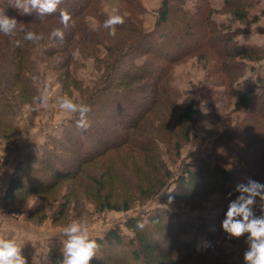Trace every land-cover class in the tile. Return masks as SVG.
<instances>
[{"label": "rangeland", "instance_id": "374dc122", "mask_svg": "<svg viewBox=\"0 0 264 264\" xmlns=\"http://www.w3.org/2000/svg\"><path fill=\"white\" fill-rule=\"evenodd\" d=\"M161 1L83 0L79 3L86 5L76 19L84 21L89 29L96 32L102 22L95 16L97 12L103 11L107 15L116 12L127 16L133 26L131 28L130 25L124 33L118 31L119 44L115 49L119 51L128 48L139 32L146 33L153 29ZM194 1L185 0V6L192 9ZM253 1L230 0L231 3L240 4ZM209 2L213 8L211 18L217 24H224L227 30H238L235 36L237 41L264 47V15H260L256 22L241 23L233 19L229 8L222 7L223 0ZM260 7H264V0L255 6ZM82 13L86 14L80 16ZM76 19L70 22L71 26L76 24ZM49 28L63 29V25L59 18H54ZM167 28L166 25L165 29H161L158 37L164 41L162 44L166 48L176 53L182 48L181 44H166L171 34ZM166 30L167 33H164ZM64 32L63 40L52 38L49 34L45 42L35 43L26 49L28 64L23 66L18 81L9 88L6 98L0 103V237L16 239L22 246L27 264H48L49 245L57 246L62 252L64 237L61 230L72 219L85 221L93 238L101 237L110 228H118L123 234L129 235L130 231L124 225L129 217L140 216L145 221L147 214L163 210L191 224L187 231L180 233V241L191 240L196 232H202L196 238L199 246L206 243V235H211L215 243L211 251L202 257L186 256L180 259L168 254L165 264H244L243 252L248 247L245 236L228 238L221 228L228 202L235 195L225 192L229 185H221L219 180L215 187L211 179L215 181L216 177L206 178L200 168H190L196 177L192 183L186 176L188 183H167L148 200L129 197L130 206L126 211L100 209L99 204L100 195L106 193L112 199L120 198L123 201L121 199L125 195L122 194L126 190L118 177L125 178L126 182L138 179L137 165L142 161L149 168V160L144 158L143 150H147L149 156L158 154L159 171L155 176L161 178L162 184L170 178L178 179L185 175L188 163H213L215 160L225 163L226 170L235 177V182L229 183L232 186L246 183L249 178L264 183V144L259 142L260 138L255 134L256 127L264 124V117L246 116L241 104L228 94L230 86L227 84L236 79L221 80L219 63L222 61L215 54L222 49L219 42L221 38L212 40L211 49L177 54L173 58L168 57L172 51L167 56H160L142 50L145 49V43L139 41L134 49L137 50L134 52L135 61L138 64L149 62L164 67V81H167L155 86L152 80L140 73L142 70L133 68L129 59L117 61L115 55L102 51L103 46L98 47L100 51H97L82 41L76 43V38H80L77 32L66 41L69 33ZM103 35L106 36L104 32ZM122 35L125 38L120 37ZM101 44L106 45L107 41L101 39ZM52 47L57 51L52 50ZM166 48L164 50H168ZM123 50L119 55L128 52L127 49ZM225 60L229 62V72L241 74L242 70L239 87L246 77H264V58L242 61L241 67L238 65L240 60ZM144 70H149V66L145 64ZM131 72L136 78L127 80L126 74ZM5 79L6 83L14 76H6ZM110 79L115 81L112 87L108 86ZM45 88L50 96V104L58 97L68 96L76 102H86L91 106L89 114L94 112L100 116L99 120L103 122L100 130L98 120L91 121L94 126L90 125L95 131H100L97 135L92 132L90 137V143L95 147L102 146L100 140L106 131L108 137L112 136L109 130L115 134L119 131L118 122L124 117L111 108L109 100H112V92H126L136 96L137 100L139 98L146 104L150 103L136 129L129 131L134 141L138 142V138L142 144L130 143L126 139L122 145L106 150L104 155L80 163L75 154L78 147L84 144L79 140L83 138L82 131L78 132L77 138V127L65 128L78 119V115L66 113L58 106L38 107L34 98ZM192 100L196 103L198 113L193 115L188 124L178 121L169 109L170 105L173 102L184 105ZM91 119L89 116L87 120ZM186 129L187 138L183 135ZM50 142H55L50 154H56L58 161L46 162L41 158L42 152L51 148ZM126 149L139 152L137 162L131 155L122 154ZM54 163L58 164L57 168L73 173L72 176L52 180ZM15 175L20 178L15 191L16 202L5 207V190L10 178ZM47 178L51 180L50 186H46L43 181ZM256 214L259 215V212ZM151 237L163 247L170 242L168 236H163V239L155 235ZM179 246L173 245V252H182ZM131 249L132 246L126 240L118 244H103L90 264H139V260L130 257Z\"/></svg>", "mask_w": 264, "mask_h": 264}, {"label": "trees", "instance_id": "16d2710c", "mask_svg": "<svg viewBox=\"0 0 264 264\" xmlns=\"http://www.w3.org/2000/svg\"><path fill=\"white\" fill-rule=\"evenodd\" d=\"M81 1L83 2V0H62L61 4L58 6L56 13L45 16L43 19H41L36 15L35 12L30 15L21 14L19 10L10 5L11 0H0V9L5 10L8 16L15 17L19 22V27H23L25 30H32L38 34H43L42 40L38 42H32L25 40L23 38L24 32L21 31H17L16 34L12 36H5L3 33H0V103L3 102V100L6 98L5 94L9 90V88L18 81V78L23 70V66H26L28 64L26 56L28 52L26 51V49H29V47H31L35 43L45 42V40L49 37V32H51L53 29L49 28L51 20L54 18L60 19V10H65L70 13L71 21H74L76 19V16L78 17L82 8L84 9L86 5L84 3H79ZM259 2L260 0H254L253 2L240 4L238 2L231 3L230 0H223L222 7L229 8V13H231L233 19L241 23H249L258 21L259 16L264 15V7H260V9L255 8V6L258 5ZM157 10L158 12L156 16V22L153 29L146 33L144 31L139 32V35L131 43V45L128 48H123L127 49L128 52H125L124 54H122V56L119 54H121L124 50L121 49L123 51H117L115 49L119 44V36H117L119 34L117 33L118 31H123V33L124 31H128L131 25L130 22H132V20L120 13L119 14L124 17V23L122 25L116 26L115 36H110L108 34L109 30L102 27L103 22L105 19H107L108 15L105 12L100 11L95 14V16L98 19L100 18V20L102 21L98 31H92L84 21L80 22L77 18L76 24H73V26L69 25V27L64 30L69 33V36L66 37L65 40L67 41L73 38L74 33L77 32V36L80 38H76V43L82 41L86 44H89L97 51H100L98 47L103 46L102 51H106V53L108 54L115 55L117 61H120L121 59L122 61L123 59L124 61H127L129 59L130 64L134 69L142 70V72L140 73H143L146 77L152 80L153 83H155V86H157L158 84H160V82L162 83V81H164V67H160L158 66V64H155L154 66L149 62L138 64L135 61L134 52H137V50L135 51L134 49L136 48L139 41L143 40L145 43V49L142 50H148L153 55L160 56L161 54H166L167 56L168 52L172 51V53L168 57L173 58V56L177 54L181 55L189 52L200 51L202 49H211L213 48L212 40L221 38L219 42H221L220 46L222 49L217 50L215 53L217 55V58L221 59L222 61L219 63V67L221 68V80L225 79L227 81L229 79H236L235 82L227 84V86H230V88L227 89L228 94L234 97L241 104V106L245 109V114H247L246 116L250 115L251 117L255 118L264 117V77L261 75H257L255 78L246 77L241 81V85L239 87L238 83L241 79L242 70L241 74H234L232 72H229V70L227 69V64H229V62L225 60H240V63H238V65L241 67L243 64L242 61H258L263 59L264 47L239 42L235 38L238 30H227L228 27H226L224 24H217L211 18L213 8L211 7L209 0H195L192 9L185 6V0H162ZM172 10H176L178 12L176 13V11ZM250 13H252V16L250 15ZM84 14L82 13L80 16ZM166 25L168 27L167 29L171 30L170 38L167 39L166 44L169 46L177 43L181 44L182 48L178 49L176 53L173 52V49L170 51L169 48H166L162 44L164 41H162L161 38L158 37V33L161 29H165ZM132 26L133 25H131V28ZM103 32L106 34V36L103 35ZM164 33H167V30ZM161 35L164 36L163 34ZM120 37L125 38V35H122ZM101 39H105L107 41V44H101ZM17 41H19V44H17ZM164 48L168 50H164ZM52 50L57 51V49L53 47ZM142 52L143 51H141L140 53ZM145 64L149 66V70L147 71L144 70ZM114 71L115 70L113 69V72ZM134 75L135 74L133 72H131L130 74H126V79L133 80L134 78H136V76ZM6 76H14V79H11L10 81H7L5 83ZM165 81H167V79ZM3 82L8 86H6L5 84L3 85ZM108 82L109 87H112L115 83V81H112L111 79ZM111 95L112 100H109V102L112 110L114 109L116 110V112H120L121 115L124 116L120 119V122H118L120 129L116 134L112 130H109L112 132V136L108 137L106 136L107 131L104 128L106 133H104V136H102L100 140L102 141V146L95 147L91 145L90 137L92 135V132H96V135L100 133V131L98 130H100L101 125L103 127V122L99 120L100 116H97L96 113L91 112V115L88 113L87 119L89 116H91L93 119L88 121L89 127L86 131L81 130L83 138L79 140L84 144L81 146L77 145L79 147L75 154L78 157L77 159H79L80 163H85L87 160L104 155L106 150L122 145L126 142V139L130 143L136 144L139 142L140 144H142V142L138 138V142H135L132 136L129 135V131L132 129H136L143 113L148 110L151 104L148 102L146 104L144 100H139V98L137 100L135 99L136 96L133 97V95L122 91L112 92ZM195 104L196 103H194L193 100L184 105H176V103L173 102V104L170 105L169 109L173 112V114L176 115L178 121L188 124L192 121L193 115H196L198 113V108ZM76 120L77 119H75L74 122H72L65 128L76 127ZM93 120L99 121V125L97 124L99 126L97 131L92 129V126L94 125L91 124V121ZM256 130L257 133L255 134L259 136V142L264 144V124L257 126ZM79 131L80 129L78 128L75 130L77 138ZM183 135L185 138H187L188 129L183 132ZM49 144L51 145V148H48L47 151L42 152L41 158L46 160V162H51L50 160L58 161L59 159L56 154H50L53 152L52 147L54 146L52 145L55 144V142H50ZM135 148L136 147H134L133 149ZM143 152L144 158H148L149 160V168H147L142 161L137 165V170L139 172L138 179H132L130 182H126L125 178L122 179L118 177V179H120V181L123 183L124 189L126 190L125 193L122 194L125 195V198L121 199L123 201H120V198L112 199V196L108 193L101 194L99 197V199L101 200L99 203L100 209L126 211L127 209H129L130 200H128V198L131 196L148 200L157 195L158 192L167 183H171L172 181H176L178 184H185L189 182V179H187L188 177L190 178L189 183H192L194 181L193 179L196 177L193 172H191V167L200 168L203 172H205V175L207 176L206 178L210 176L216 177L215 181L211 179V183H213L215 187H217V180H219V184L229 185L227 189H225V192L229 193V195H238V193L235 191L236 186H232L231 184H229L235 182V177L226 170L224 166L225 163L220 162L219 160H215L213 163H188L186 166L185 175L183 174L179 176L178 179L170 178L171 180L168 179L166 180L167 182H165V184H162L161 178L155 176L159 171V162L156 159V157H158V154H155L153 157L147 155V150H143ZM122 154L131 155L134 158V162L138 161L137 158L139 156V152L126 149ZM54 164L57 166L53 165L55 167L54 170L51 167V169L53 170L52 180H62L72 176L73 173L65 170L64 168H57L58 164ZM164 171H166V169H164ZM19 179L20 178L17 175L10 178L4 194L5 207L11 206L16 202L15 191L18 188ZM43 181L46 186H48L49 184L51 185V180L49 178L43 179ZM198 181L199 180H196V182ZM97 183L98 185H100V182ZM202 184H200V186H202ZM138 223H142L144 225L143 229L137 227ZM124 225L126 229L130 231L129 235L123 234L118 228H110L101 237H95L99 246L98 249L102 247L103 244L109 245L112 242L118 244L121 241L123 242V240H126L127 243L132 246L130 257L132 259L139 260V264H165L168 261V258L166 260V255L168 254L175 255L180 259H183L186 256L202 257L204 254L209 253V251H211V249L215 245L214 241H212L211 235H206L205 237L207 244H203L202 247L199 246L196 238L198 237V234L202 232H196L195 236H193L191 240L180 241L179 236L187 231L191 224L175 218L168 211L158 210L156 212H151L146 215L145 221L141 220L140 216L129 217L125 221ZM152 235L159 236L161 237V239H163V236H168V242H170L165 247H163L157 243V239L154 240V238L151 237ZM175 244L180 245L179 247L182 249V252H180L179 254L173 252L171 248ZM183 253H185V255ZM47 257L48 264H61L63 258L62 252L59 251L57 246H54L52 244L49 245Z\"/></svg>", "mask_w": 264, "mask_h": 264}, {"label": "clouds", "instance_id": "9594fccd", "mask_svg": "<svg viewBox=\"0 0 264 264\" xmlns=\"http://www.w3.org/2000/svg\"><path fill=\"white\" fill-rule=\"evenodd\" d=\"M62 0H11L10 5L23 15L36 13L41 19L56 13ZM60 23L63 29L54 28L50 33L52 38L63 40L64 30L71 22V14L60 10ZM124 23V17L116 12H110L104 20L102 27L108 29L110 36L116 35V26ZM17 31L24 32V39L38 42L43 39V34L19 27L15 17H10L5 10L0 9V33L5 36L15 35ZM19 44V41H17ZM38 107H59L60 110L78 115L76 127L86 131L89 127L87 114L91 106L86 102H76L68 96L58 97L50 104V96L45 88L38 97L34 98ZM238 195L229 200L221 228L228 238L245 236L248 247L243 252L244 264H264V183L249 178L246 183H239L235 187ZM171 201V197L169 198ZM257 211L259 215H257ZM137 227L143 229L144 225L138 223ZM62 262L61 264H90L96 256L98 244L90 235L87 223L80 219H72L61 230ZM0 264H27L22 254V246L14 238L0 237Z\"/></svg>", "mask_w": 264, "mask_h": 264}, {"label": "crops", "instance_id": "0c3cea01", "mask_svg": "<svg viewBox=\"0 0 264 264\" xmlns=\"http://www.w3.org/2000/svg\"><path fill=\"white\" fill-rule=\"evenodd\" d=\"M148 8V7H147Z\"/></svg>", "mask_w": 264, "mask_h": 264}]
</instances>
